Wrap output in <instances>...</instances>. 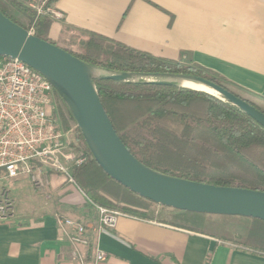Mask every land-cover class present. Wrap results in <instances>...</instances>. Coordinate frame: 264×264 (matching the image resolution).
Here are the masks:
<instances>
[{
	"label": "crops",
	"instance_id": "0c3cea01",
	"mask_svg": "<svg viewBox=\"0 0 264 264\" xmlns=\"http://www.w3.org/2000/svg\"><path fill=\"white\" fill-rule=\"evenodd\" d=\"M51 7L62 15L48 30L53 42L96 34L156 57L190 59L264 98V0H55ZM22 178L32 190L22 198L8 187L14 214L0 223V264H79L57 216L89 228L92 246L107 254L98 264H264V252L126 212L115 229L98 233L97 213L75 182L44 167L42 186Z\"/></svg>",
	"mask_w": 264,
	"mask_h": 264
},
{
	"label": "trees",
	"instance_id": "16d2710c",
	"mask_svg": "<svg viewBox=\"0 0 264 264\" xmlns=\"http://www.w3.org/2000/svg\"><path fill=\"white\" fill-rule=\"evenodd\" d=\"M26 0H0V11L25 29L52 42L53 20L35 17ZM55 0H47L51 6ZM72 42L67 43L71 45ZM91 67L111 74L129 73L143 81L95 80L100 102L124 145L144 165L167 175L264 192V128L230 102L202 90L161 85L170 74L208 79L264 114V98L226 80L192 60H172L87 34L76 50L60 46ZM55 118L72 130L78 154L74 182L93 202L145 219L206 234L264 252V221L244 216L214 215L157 205L111 179L93 159L69 109L54 90ZM58 117V118H57ZM208 263V260L206 264Z\"/></svg>",
	"mask_w": 264,
	"mask_h": 264
},
{
	"label": "water",
	"instance_id": "95a60500",
	"mask_svg": "<svg viewBox=\"0 0 264 264\" xmlns=\"http://www.w3.org/2000/svg\"><path fill=\"white\" fill-rule=\"evenodd\" d=\"M0 57L18 59L45 77L69 109L93 159L113 180L157 205L214 215L264 221V192L216 186L156 171L137 160L117 135L104 110L95 80L138 83L131 74H111L91 67L56 44L31 34L0 11ZM202 90L230 102L264 128V114L222 86L199 76L170 74L156 83Z\"/></svg>",
	"mask_w": 264,
	"mask_h": 264
},
{
	"label": "built area",
	"instance_id": "2783aa9c",
	"mask_svg": "<svg viewBox=\"0 0 264 264\" xmlns=\"http://www.w3.org/2000/svg\"><path fill=\"white\" fill-rule=\"evenodd\" d=\"M47 0H26L35 17L47 15L60 20L62 15L47 5ZM34 34L33 24L27 29ZM86 156L69 145L66 132L55 118L54 88L40 73L18 59H0V223L14 214V201L5 185L7 179L27 176L42 186L41 168L63 174L74 182L72 167L80 166ZM89 200V199H88ZM98 216V233L115 229L121 210L99 205L92 200ZM56 224L70 246L71 258L79 264H98L106 258L88 236L89 228L66 216H57Z\"/></svg>",
	"mask_w": 264,
	"mask_h": 264
},
{
	"label": "rangeland",
	"instance_id": "374dc122",
	"mask_svg": "<svg viewBox=\"0 0 264 264\" xmlns=\"http://www.w3.org/2000/svg\"><path fill=\"white\" fill-rule=\"evenodd\" d=\"M56 42V41H55ZM70 42H72L71 43V45H67V43H64V42H62V41H58V42H56L57 43V45H60V46H64V45H66V46H68V47H70V48H73V49H75L76 50V48H77V46L78 45H81V43H82V39L81 38H79V37H77V38H72L71 40H70ZM2 57H0V59H1ZM56 108H57V105H56V100H55V96H54V110H55V113H56ZM58 118V117H57ZM58 120V119H57ZM59 121V120H58ZM62 125V124H61ZM62 128H63V126H61ZM63 130L66 132V135H67V141H68V143H69V145L70 146H72L73 148H74V146L72 145V144H74V134H73V131L72 130H65L64 128H63ZM12 180H19V183L17 184V185H15L14 184V181H12ZM4 183H5V185L7 186V187H9L11 190H12V192L13 191H16L19 195H20V197H24L25 195H26V192L27 191H31L32 190V186H31V183H30V181L28 180V181H26L25 179H23L22 177H19V178H16V179H7V180H5L4 181ZM110 208V207H109ZM113 209H116V208H113ZM119 210V209H118Z\"/></svg>",
	"mask_w": 264,
	"mask_h": 264
},
{
	"label": "bare ground",
	"instance_id": "6f19581e",
	"mask_svg": "<svg viewBox=\"0 0 264 264\" xmlns=\"http://www.w3.org/2000/svg\"><path fill=\"white\" fill-rule=\"evenodd\" d=\"M182 84L186 85V86H188L189 88H192V89L210 91L209 89H207V88H205V87H203V86H201L199 84H195V83H191V82H184Z\"/></svg>",
	"mask_w": 264,
	"mask_h": 264
}]
</instances>
